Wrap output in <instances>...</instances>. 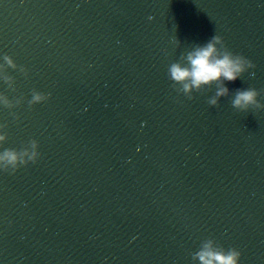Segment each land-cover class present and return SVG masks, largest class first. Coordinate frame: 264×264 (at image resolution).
<instances>
[{
    "label": "water",
    "instance_id": "water-1",
    "mask_svg": "<svg viewBox=\"0 0 264 264\" xmlns=\"http://www.w3.org/2000/svg\"><path fill=\"white\" fill-rule=\"evenodd\" d=\"M213 35L256 66L218 107L216 85L189 99L168 75ZM247 88L264 105V0H0V151L40 153L0 169V264H200L209 240L264 264V107L231 103Z\"/></svg>",
    "mask_w": 264,
    "mask_h": 264
},
{
    "label": "clouds",
    "instance_id": "clouds-1",
    "mask_svg": "<svg viewBox=\"0 0 264 264\" xmlns=\"http://www.w3.org/2000/svg\"><path fill=\"white\" fill-rule=\"evenodd\" d=\"M177 43L180 42L177 40ZM217 45L220 47L218 48ZM4 58L10 66L15 67L10 57L6 55ZM181 59H185V57L182 55ZM255 67L251 60L230 51L221 36L213 35L206 44L198 45L186 54L185 64L178 61L173 62L168 68V75L173 82V89L176 92L182 91L189 99L193 98L191 95L193 90L200 92L205 87L211 88L212 85H216L215 94L208 99L207 103L210 106L218 107L220 98L230 95V90L225 82H235L245 72ZM176 85H180V88L177 89ZM259 95L260 91L255 88L237 89L231 101L232 106L243 112L250 108H262L264 105L260 104L257 99ZM49 98L50 93L44 94L33 90L28 105L32 107L46 102ZM5 104L8 105L7 100H5ZM5 140L6 137L0 135V142ZM29 143L33 149L39 146L34 139ZM39 156L40 153L35 150L29 153L24 148L19 150L6 148L0 151V169L14 175L21 166L37 163ZM240 258L241 252L237 249L215 248L211 240L204 243L201 250L193 255V259H198L200 264H239Z\"/></svg>",
    "mask_w": 264,
    "mask_h": 264
}]
</instances>
